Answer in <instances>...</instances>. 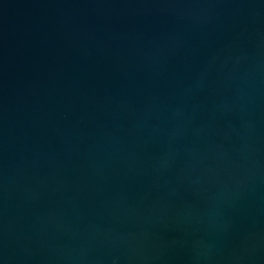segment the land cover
<instances>
[{"label": "water", "instance_id": "95a60500", "mask_svg": "<svg viewBox=\"0 0 264 264\" xmlns=\"http://www.w3.org/2000/svg\"><path fill=\"white\" fill-rule=\"evenodd\" d=\"M0 264H264V0H0Z\"/></svg>", "mask_w": 264, "mask_h": 264}]
</instances>
